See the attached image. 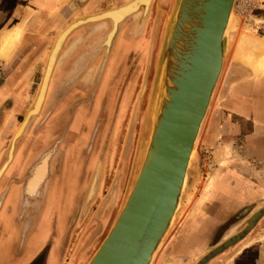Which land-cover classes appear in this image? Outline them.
Wrapping results in <instances>:
<instances>
[{"label": "rangeland", "instance_id": "1", "mask_svg": "<svg viewBox=\"0 0 264 264\" xmlns=\"http://www.w3.org/2000/svg\"><path fill=\"white\" fill-rule=\"evenodd\" d=\"M72 1L74 0H69V3ZM132 1L101 0L100 7L96 3L97 0H81V9L83 4H88L80 12V9L67 11L66 4L63 14L58 18L46 17L45 22L51 26L49 31L52 33V41H49L47 48L42 53L38 52V56L25 61L18 58L11 61L10 57L20 45L25 24L31 19L27 17L1 37L0 51L7 34L20 31V39L10 53L3 56L0 52V100L7 90L5 83L17 76L15 92L7 94L0 102V169L8 158L0 176V232L2 228L5 231L3 238L0 239V255L4 253L5 257H0V264L10 261V245H17L15 251L20 255L23 252L24 240V255L21 259L23 261L31 258L38 250H43L40 256L43 257L42 264L47 262L87 264L123 208L131 191L133 179L137 175L141 148L145 144L143 150L146 149L153 129L152 118L146 125L147 115L158 85L161 88L158 66L166 31L173 20L178 0H165L164 4L162 0H153L149 12H144L141 8L131 14L119 24L110 45L104 42L107 34L113 29L110 19L75 28L67 36L59 52L41 110L29 121L20 137L18 136L21 132L16 134L22 127L28 111L35 105L51 51L55 48L58 37L76 20L102 15L122 8ZM31 12L29 9L27 14ZM234 13L235 29L230 32L232 39L227 41L225 71L197 146L183 205L175 226L165 238L163 242L165 245L159 250L154 264H158L160 256L166 254L169 246L182 231L184 234L187 233V220L196 217L193 213L196 209L209 205L215 212L218 208L216 202L225 208L230 206L237 208L233 209L231 216L223 222L225 225L214 223L216 226L212 228V222H204L214 231L212 233L210 231L208 236L210 248L212 246L217 248L225 241L241 234L252 224L256 213L264 208V200L258 202L246 200L239 205L232 196L226 195L238 192L243 183L247 184L244 188L248 189L255 187L256 184L264 188V162L257 161L253 155H249L247 147V139L255 131L254 119L240 117L233 111V102L238 95L247 96L245 91L241 90L239 93L238 89L248 91L246 89L248 81L254 85V80H251L252 72L242 59L246 48L245 39H241L240 35L253 31L257 38L264 40V0H237ZM126 21L128 28L131 27L128 33H125L128 37L123 39L125 34L122 29ZM56 23L60 24L58 28L55 26ZM146 28L151 30V40L146 37ZM83 29H86V35L96 33L97 36L91 41L89 48L83 43L78 50L70 52L74 33ZM130 50L138 51L140 57L137 54H130L124 60ZM10 61L15 68L24 64L25 66L20 68L19 74L14 75ZM119 68L120 71L116 73ZM255 91L252 86L250 89L252 99L257 97ZM252 104L250 101L251 107ZM155 109L156 105L150 111L154 112ZM73 124L76 129H73ZM46 133L52 137L50 140L45 139ZM16 137L18 138L14 142ZM69 139L79 142V160L88 159V169L84 170V165L77 161V150H74L77 146L69 147L65 154L61 179L56 180L57 185H54L58 186L59 190L51 202L49 187L51 188L52 184L46 187L50 164L58 168L62 159L60 152L71 144ZM12 142L15 149L13 158L12 152L8 153ZM43 143L45 147H40L35 154L31 169L28 167L24 173L22 172L23 175L21 173L19 177L14 178L10 169L23 163L24 146L30 151ZM228 145L231 151L227 150L229 152L224 166L221 151ZM36 167L38 169L33 186L29 182ZM56 167L53 174L57 172ZM215 173H218L215 193L210 197L212 202L207 203L203 201L204 182L209 175ZM12 183L20 185L21 189L18 186H10ZM46 188L48 194L45 200ZM221 193L225 196H218ZM258 193L261 194L256 196L258 199L264 197L262 191ZM188 196L189 200L185 201ZM259 206L262 207L252 213ZM67 217L68 221L64 228ZM25 220L28 229H25ZM263 221L264 216L256 222L251 232L236 244L244 241L254 229L261 228ZM58 228L64 229L60 231ZM182 237L183 242H186L187 235ZM30 247L36 248L31 255ZM203 250L198 248L192 253L196 257L198 254L202 255ZM32 263L34 264V262L30 264Z\"/></svg>", "mask_w": 264, "mask_h": 264}, {"label": "water", "instance_id": "2", "mask_svg": "<svg viewBox=\"0 0 264 264\" xmlns=\"http://www.w3.org/2000/svg\"><path fill=\"white\" fill-rule=\"evenodd\" d=\"M236 3L237 0L177 1L158 66L161 93L158 85L150 107L157 105L160 109L157 122L141 165L140 160L137 163L139 173L123 208L87 264L150 263L177 207L191 152L222 70L227 46L224 33ZM33 108L34 105L22 123ZM150 109L146 125L151 119ZM12 146L13 142L10 150ZM144 147L145 144L141 154ZM259 218L256 214L245 230Z\"/></svg>", "mask_w": 264, "mask_h": 264}, {"label": "crops", "instance_id": "3", "mask_svg": "<svg viewBox=\"0 0 264 264\" xmlns=\"http://www.w3.org/2000/svg\"><path fill=\"white\" fill-rule=\"evenodd\" d=\"M68 3L69 0H0V39L3 34H5V32L18 25L22 20L26 19L27 17L31 19L25 24L23 39L20 45H18V47L15 49L13 55H11V61H14L16 58L20 60L23 59L25 61L33 56H38V52L42 53L47 48L49 41H52V33L49 31L51 26L45 22L47 21L46 17L48 16L52 18L53 16H56L58 18V16L63 14L65 5ZM29 9H31L32 12L28 15L27 12ZM56 24L57 25L55 26L58 28L60 24ZM11 61L9 63L13 67L14 64ZM24 66L25 64L16 68L13 67L12 73L14 75L19 74L18 72L20 68H23ZM35 67L37 68V65H35ZM35 70L36 69L34 68V71ZM16 79L17 76L13 77L11 81L5 83L7 84V90L0 102L4 100L7 94H12L15 92L16 88H14V85ZM250 82L251 81H248L246 83L248 84L246 87L248 91L245 89H238L239 93H241V90L242 92L245 91L247 96H241L238 93V98L233 102V111L240 117L254 119L255 131L247 139L248 152L249 155H253L257 161L263 160L264 162V80L260 82H256L254 80V85ZM252 86L254 91H257V93H255L256 91L253 92L257 96L253 97V99L250 96V89H252ZM27 87L25 90H27ZM17 88H21V86H17ZM250 101L253 102L252 107L250 106ZM246 185L247 184L243 183L237 190L238 192H232L233 194L228 193L226 195L232 196L235 202L239 205L244 203L246 200L249 202H258L264 200V197L259 199L256 197V193L259 191H264V188H261L258 184H256L255 187L252 186L248 189L244 188ZM57 189L58 186L51 187L50 195H52L50 196V200L54 199L55 195L53 191ZM246 191L248 193H246ZM218 196L224 197L225 195L221 193ZM211 200L212 199H208L206 202L211 203ZM216 206L218 208L217 211L214 212L211 210L212 206L204 205L203 208L200 209L201 213L199 215L192 219L189 218L187 220V233L184 234L183 231L180 233L179 237H177V239L169 246L168 250L165 252L166 254L160 256L158 264H177V262L184 264H196L199 259L203 258L204 255L215 248L216 246H212L210 248L208 238L209 232H214L212 230L213 226H216L214 223L225 225L226 223L223 222L226 221L227 217L231 216L233 209L235 210L236 208L233 206L225 208L224 206H221V204L219 205L217 202ZM262 206L257 207V210H253L252 213L258 211ZM204 222H212V228L207 227ZM181 235L184 237L187 235L186 242H183L182 239L184 238ZM198 248L204 249V252L202 255L198 254L199 256L195 257L192 252L196 251V249L198 250ZM35 249L36 248L33 249V247L29 248V250H31L30 255L32 254L33 250L35 251ZM38 253L39 251L36 252L31 258L23 261L18 258L20 255L16 253L15 248L14 250L11 248V259L8 263L3 264H30ZM0 257L4 258V253H1ZM205 264H264V224H262L261 228L254 229V231H252V233L247 238H245L244 241L236 244L235 247L213 257Z\"/></svg>", "mask_w": 264, "mask_h": 264}, {"label": "bare ground", "instance_id": "4", "mask_svg": "<svg viewBox=\"0 0 264 264\" xmlns=\"http://www.w3.org/2000/svg\"><path fill=\"white\" fill-rule=\"evenodd\" d=\"M152 1L153 0H133L132 2H130L129 4H127L126 6H124L122 8H119V9H116V10H113V11H110V12L103 13L102 15H95V16H93L91 18L79 20L74 25H72L70 28H68L59 37L58 41L56 42L55 48L53 49V51H52V53L50 55V59H49L48 65H47L46 70H45V76H44L42 84H41L42 86H41L40 91H39L40 93H39V95L37 97V100L35 102L34 108H33L32 111L29 112L26 121L23 123L22 127L20 128V130L18 131V133L16 135H18L21 132L20 135L18 136V137H20L22 135L23 131H24V128L29 123V121H28L29 118L31 116H33L34 114H38L39 111L41 110V107H42V105L44 103L45 96H46V93H47L49 81L51 79V76H52V73H53V70H54V67H55V64H56V63H54V60L56 62V59H57V57L59 55V52L61 51V47H62L65 39L67 38V36L75 28L79 27L82 24L102 22L103 20L110 19L112 21V23H113V29L107 35L106 40L104 41L106 43V45H110V41H112L111 39H113L114 35L117 33L119 24H121L127 17H129L131 14L137 12L141 8L144 9V12H147V11L149 12ZM235 19H236L235 18V13H233V10H232L231 14H230V17H229V22L227 24V28H226L225 33H224V36H226L227 41H230L232 39V36L230 35V32L233 29H235ZM252 32L253 31H251L250 34H246V32L245 33L241 32L242 35H240V37L242 36L241 39H243V40L245 39L244 46L246 48L245 55L243 56L242 59L244 60V62H246L248 64V66H249V68H250V70L252 72L251 78H253L256 82H260V81L264 80V40L262 38L261 39L257 38L256 35L254 33H252ZM19 39H20V31L19 30L14 31L13 33H9V35L7 34L6 38L4 39L3 44L1 46V51H0L1 55H3V56L8 55L10 53V51L15 47V45L17 44ZM99 48H101V47H99ZM227 49H228V47L226 46L225 52L223 54L222 70H221L220 76H219V78L217 80V83L215 85V88H214V90L212 92L207 112H206L205 117H204V119H203V121L201 123L200 129H199V133L197 135V138H196L194 146H193V150L191 152L189 164H188V167H187L186 176H185V179H184V182H183V186H182V189H181V193H180V196H179V200H178V203H177V207H176L175 213H174V215H173V217L171 219V222L169 224V227H168L167 231L165 232L161 242L159 243V246L157 247V249L153 253V256H152L151 261H150L149 264H154V262L156 261L157 254H158L160 249L162 250V248H161L162 245H165V244H163V242H164L165 238L167 237V235L169 234V232L172 230L173 226H175V223H176V220L178 218L181 206L183 205L182 204L183 203V198H184V195H185V193L187 191V188L189 186L190 170H191V166L193 164V161L195 159L197 146H198V144L200 142L202 131H203V127H204V124H205V122L207 120V117H208V114L210 112V109L212 107V103L214 102V98H215V95H216L217 88H218V86H219V84L221 82L222 75H223V73L225 71V65H226L225 61H226V51H227ZM53 63H54V65H53ZM159 92L161 93V88L160 87H159ZM150 112H151L150 113V117L154 120V123H156L158 114L160 112L159 107L156 105L155 111L154 112L150 111ZM18 137H16L14 139V142H15V140ZM229 145L226 146L221 151V154H222L221 156H223L222 157V159H223V161H222L223 164L222 165H224V166H226L228 152H229L227 150H230L229 149ZM14 150L15 149H14V145H13L12 149L10 151V152H12V158H13ZM142 151L143 152L141 154L140 164L139 165H141V162L143 160V157H144L146 149L142 150ZM10 152H9V154H10ZM44 159H46V158H44ZM7 160H8V158H7ZM43 162H44V160L42 161V163ZM46 162H47V159H46ZM39 165H38V167H39ZM4 167H6V164H5ZM38 167H36V169L34 170L33 177H32V179L29 182L33 186H34V183H35L34 182V178H35V174L37 172ZM2 171H4V170L2 169L0 171V176L2 175L1 174ZM138 173H139V171H138ZM217 174L218 173H215L214 175L211 174V175H209L207 177V179H205V182H204L205 183V188H204V192H203V196H204L203 201L204 202H206L208 199H210L212 194L215 193L214 192L215 191L214 188H215V184L217 183ZM58 190L59 189L53 191L54 195H56ZM262 193L264 195V191H262ZM259 195H261V194L260 193H256V196H259ZM189 197L190 196H188V198H186L185 201H188ZM54 199H55V197H54ZM54 199L51 200V202H53ZM184 205H185V203H184ZM47 208H49V207H47ZM193 213H194L195 216H197V215H199L201 213V210L200 209H196L195 212H193ZM256 214H258V216H260L259 219H261L264 216V208L261 209ZM253 228H254V226H251L248 230H244L241 234H239V235H237V236L225 241L223 244H221L220 246L215 248L213 251H211L208 255H206L204 258H202L201 261L198 264H203L205 261H209L210 259H212L213 255H215L216 252H218L219 250H222V249L226 250V249H229L230 247L234 246L237 242H239L244 237H246L249 234V232H251V230ZM236 238H239V239H237L238 241H235Z\"/></svg>", "mask_w": 264, "mask_h": 264}, {"label": "flooded vegetation", "instance_id": "5", "mask_svg": "<svg viewBox=\"0 0 264 264\" xmlns=\"http://www.w3.org/2000/svg\"><path fill=\"white\" fill-rule=\"evenodd\" d=\"M169 1V0H168ZM80 2H81V0H74V1H72L71 3H68V6H67V8H68V10L67 11H69V10H74V9H80L79 10V12L80 11H82L83 9H84V6H87V4H83L82 6H83V8L81 9V7H80ZM89 2V1H88ZM162 2H163V4L165 3V0H162ZM100 7H102V2H101V0H97V2H96ZM88 9H90V7H88ZM125 25V27H123V29L122 30H124V34L125 33H128V31H129V29H130V27L128 28V26H127V21H126V23L124 24ZM132 25V24H131ZM145 33H146V37L147 38H149V40H151V30L149 31V29H147L146 28V31H145ZM75 35L73 36V40H72V47H70V49H69V51L70 52H74L75 50H78L79 48H80V45H82L83 43H85V45H87L88 46V48H89V45H90V43H91V41H93L94 39H95V37L97 36V34L96 33H94L93 35H92V33L91 34H89V35H86V29H83L82 31H78L77 33H74ZM85 35H86V37H85ZM128 36H126V34L123 36V39H126ZM130 54H137L138 56L140 55V53H138V51H135V50H130V51H128V53H127V55L125 56V58H124V60L127 58V56H129ZM137 56V57H138ZM140 57V56H139ZM123 60V61H124ZM122 61V62H123ZM141 63V62H140ZM121 65H122V63H121ZM122 66H120V68H121ZM120 68H119V70L116 72V73H118L119 71H120ZM115 73V74H116ZM115 74L111 77V79L115 76ZM128 87V86H127ZM108 88H110V83L108 84ZM107 88V89H108ZM126 90V89H125ZM73 129H76L75 127H74V124H73ZM47 134V133H46ZM52 136V135H51ZM52 137H50L48 134L47 135H45V139L46 140H50ZM69 141H71V144H69L68 146H66L61 152H60V154H61V156H62V159H61V161L59 162V166H58V168L53 164H50V168H49V172L48 173H50V175H49V177L46 179L47 181H46V187H47V185H51V186H54V185H57L56 183V180L58 181V180H60L61 179V176H62V171H63V169H64V166H65V154H66V151H67V149L69 148V147H74V146H77V147H75V149L74 150H77V161L81 164H83L84 165V170L85 169H88V159H85V161H82V160H79V156H78V149L80 148L79 147V145H78V143L79 142H73V140H71V139H69ZM73 142V143H72ZM40 147H45L44 146V143L43 144H41V146H37L35 149H32V150H30L29 151V148H27V147H25L24 146V159H23V163L21 164H19L18 166H12L11 167V173L13 174V177L15 178L16 176H18L19 174H21L22 172L24 173V171L28 168V167H30L31 166V164H32V162H33V160H34V156H35V154H37V151L39 150V148ZM40 152V151H39ZM58 155V154H57ZM58 157V156H57ZM91 157H93V156H91ZM90 157V158H91ZM89 158V159H90ZM32 167V166H31ZM31 167H30V169H31ZM55 167H56V173L55 174H53L54 173V171H55ZM29 169V170H30ZM23 173H22V175H23ZM46 175H48V174H46ZM19 177V176H18ZM85 179H86V182H87V186H88V184H89V182H88V179H87V174H85ZM18 186L19 188H20V185H18V184H15V183H12L10 186ZM86 186V187H87ZM85 187V188H86ZM21 189V188H20ZM49 189L51 190V188L49 187ZM30 190H32V188L30 189ZM50 190H49V197L52 195H50ZM47 194H48V190H47V188H46V195H45V200H46V196H47ZM79 195H80V193L76 196V198H75V201H76V199L79 197ZM21 211V210H20ZM56 213V212H55ZM18 214V213H17ZM16 214V215H17ZM57 215H58V211H57V213H56ZM16 215H14V220L16 219ZM17 216H19V215H17ZM67 221H68V217L66 218V222H65V225H64V228H65V226H66V224H67ZM15 222H17L16 220H15ZM25 222H26V220H25ZM24 222V226H25V224H27V222L25 223ZM17 224V223H16ZM19 226V225H18ZM52 226H53V220H52ZM3 227V226H2ZM19 228L21 229V227L19 226ZM64 228H61V230H63ZM25 229H28V228H26V226H25ZM22 230V229H21ZM52 230H53V228H52ZM58 230H60L59 228H58ZM60 230V231H61ZM21 232V231H20ZM5 234V231H4V229L2 228L1 229V232H0V239L1 238H3V235ZM21 234V233H20ZM19 234V235H20ZM19 237V236H18ZM25 238V237H24ZM15 240V239H14ZM14 240H12V241H14ZM12 243V242H11ZM11 246V248L14 250V248L16 249V246L17 245H14V246H12V245H10ZM24 248H25V240H24V247H23V252L20 254V257H18L19 259H22L23 258V255H24ZM39 251V253L37 254V256L33 259V261H31V262H34V264H42V259H43V257H40L42 254H43V250H38ZM37 251V252H38ZM51 254H49V256H50ZM48 256V257H49ZM47 257V260H49V258ZM47 263H49V262H47ZM33 264V263H32Z\"/></svg>", "mask_w": 264, "mask_h": 264}]
</instances>
